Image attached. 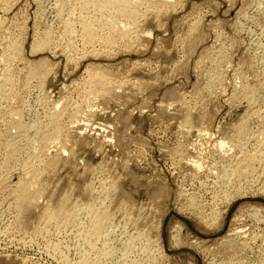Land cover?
I'll use <instances>...</instances> for the list:
<instances>
[{
    "label": "rangeland",
    "instance_id": "1",
    "mask_svg": "<svg viewBox=\"0 0 264 264\" xmlns=\"http://www.w3.org/2000/svg\"><path fill=\"white\" fill-rule=\"evenodd\" d=\"M60 1L0 0V264H80L86 253L101 264H264V0L144 2L135 22L110 14L118 18L111 28L125 33L105 28L116 36L107 49L83 46L76 0ZM93 11L86 14L95 18ZM67 18L77 24L69 26L73 34ZM42 37L50 43L39 44ZM94 71L112 89L104 98L88 85ZM53 112L62 140L42 158L39 186L29 188L36 203L21 211L13 185L30 178L17 166L27 154L4 168V138L20 135L18 144H30ZM15 122L29 127L25 139ZM240 122L252 134L246 141L237 137ZM223 168L231 179L220 178ZM62 201L109 214L106 263L96 252L101 243L90 250L78 236L88 209L78 210L76 227L43 221L42 212ZM175 226L179 248L169 238Z\"/></svg>",
    "mask_w": 264,
    "mask_h": 264
},
{
    "label": "bare ground",
    "instance_id": "2",
    "mask_svg": "<svg viewBox=\"0 0 264 264\" xmlns=\"http://www.w3.org/2000/svg\"><path fill=\"white\" fill-rule=\"evenodd\" d=\"M62 1V0H61ZM60 1V2H61ZM69 1V0H68ZM73 1H75V0H73ZM149 1V2H148ZM162 1H164V3H166L167 2V0H76V3L74 4V6H75V9H77V11L79 10V16H78V18H77V21H75L77 24H78V26H80V28L79 29H81L82 30V32H83V34H82V32H81V34H82V36L80 37V39L82 38V40L80 41V42H83V46H85L84 44H86V45H89V44H91V43H99V45L101 44V45H103L104 47L106 46H108V45H110L111 44V42H115L114 40V38H116V36L114 37V35L113 34H115V35H117V36H120L119 34H122L123 35V32L125 31V29L123 30V32H120L119 30H117L116 28H117V26H113V27H115V28H111V25L116 21L117 22V20L116 19H118V18H116L114 21L113 20H111V15L110 14H113V16H116V17H123L122 19H126V17L127 18H134V21L132 20V22H135V21H137L138 19V13L136 12V10L139 8V10H140V7L142 6V3H144V2H148V3H159V2H162ZM171 1V0H170ZM64 2V1H63ZM63 2H61V3H63ZM71 2V1H70ZM65 3V2H64ZM147 3V4H148ZM155 3V4H156ZM163 3V2H162ZM163 3V4H164ZM67 4H68V2H67ZM66 4V5H67ZM72 4V3H71ZM175 4V3H174ZM9 5V4H8ZM63 5H65V4H63ZM62 5V6H63ZM139 5H141L140 7H139ZM144 5H146V4H144ZM149 5H151V4H149ZM154 5V4H153ZM153 5H151L152 7H153ZM62 6H60V8L62 7ZM71 6H73V5H71ZM138 6V8L136 9V7ZM148 6V5H147ZM143 7V6H142ZM5 8V7H4ZM11 8V7H10ZM66 8V7H65ZM71 8V7H70ZM58 9V8H57ZM63 9V8H62ZM72 9V8H71ZM74 9V10H75ZM46 10V9H45ZM69 10V9H68ZM73 10V9H72ZM72 10H71V12H72ZM73 10V11H74ZM89 10H95V11H97V13L95 12V11H93V12H95V14H97V16H98V18L96 19V17L94 18L93 17V13H92V17H90L91 15H88V14H86V12L87 11H89ZM76 12V11H75ZM90 13V12H89ZM90 13V14H91ZM70 15L71 14H73V12L72 13H69ZM78 14V13H77ZM83 14H85V15H83ZM136 17V18H135ZM71 19H72V17H70ZM73 18H75V17H73ZM66 19V18H65ZM64 19V20H65ZM68 19V18H67ZM121 19V20H122ZM124 19V20H125ZM135 19H137V20H135ZM120 20V19H119ZM128 20V19H127ZM131 20H129V21H131ZM140 20V19H139ZM3 21V20H2ZM66 21V20H65ZM70 21L71 20H67V22L65 23V24H67L68 25V27L71 25V26H74L75 24H74V22H71L72 24H70ZM113 21V22H112ZM4 22V21H3ZM64 23V22H63ZM64 24V25H65ZM76 24V25H77ZM134 24V23H133ZM123 25H125V24H123ZM127 25V24H126ZM63 27V26H62ZM66 27V26H65ZM70 28V27H69ZM72 28L73 27H71L70 29H71V33H72ZM105 28H109L108 30L110 31V32H112L113 34L112 35H110L111 37L113 36V39L114 40H110V38L111 37H109V35H108V33H109V31L107 32V35L108 36H102L101 35V31L103 30V32L105 31L104 29ZM70 29L68 30V28H67V30L70 32ZM119 29V28H118ZM123 29V28H122ZM122 29H120V30H122ZM80 30V31H81ZM64 31V30H63ZM68 31H67V33H68ZM118 31L120 32V33H118ZM75 32V31H74ZM73 32V33H74ZM106 32H104V33H106ZM8 33V32H7ZM70 33V34H71ZM72 33V34H73ZM125 33V32H124ZM128 32H126V34H127ZM131 33V32H130ZM10 34V33H9ZM70 34H69V36H70ZM71 34V35H72ZM111 34V33H110ZM126 34H124V35H126ZM47 35H49L48 33H47ZM121 35V36H122ZM45 36V38H47L46 37V35H44ZM43 36V37H44ZM7 37V36H6ZM43 37H42V39H41V42L39 43V44H41V43H43V40L45 39H43ZM123 37V36H122ZM125 37V36H124ZM123 37V38H124ZM131 37V36H130ZM136 37V36H135ZM75 38V37H74ZM118 38V37H117ZM120 38V37H119ZM118 38V39H119ZM129 38V37H128ZM47 39H50L49 37L47 38ZM112 39V38H111ZM117 40V39H116ZM129 40V39H128ZM132 40V39H131ZM130 41V40H129ZM15 42V41H14ZM13 42V44L15 45V43ZM44 42H49V41H46V39H45V41ZM58 42V41H57ZM50 43V42H49ZM9 44H12L11 42H9ZM38 44V45H39ZM45 44V43H44ZM44 44H42V45H44ZM95 44V45H96ZM7 45V44H6ZM36 45H37V43H36ZM80 45H82V43L80 44ZM98 45V46H99ZM100 45V46H101ZM35 46V45H34ZM47 46V45H46ZM90 46V45H89ZM92 46V45H91ZM4 47H6V46H4ZM7 47H8V45H7ZM12 47H13V45H12ZM11 47V48H12ZM15 47V46H14ZM41 47V46H40ZM43 47H45V45L43 46ZM102 47V46H101ZM105 47V48H106ZM17 46H16V48H12L13 49V52L15 53L16 52V50H17ZM37 48V47H36ZM103 48V47H102ZM108 48V47H107ZM106 48V49H107ZM9 49V48H8ZM16 49V50H15ZM56 49V48H55ZM83 49V48H82ZM6 50V49H5ZM15 50V51H14ZM19 50V49H18ZM17 50V51H18ZM34 50V49H33ZM8 51V50H7ZM7 51L6 52H4L3 54H5L4 56L5 57H8L9 56V54H11V52L8 54V56H6L7 54ZM11 51V50H10ZM93 51V50H92ZM65 52V51H64ZM11 56H12V58H13V53L11 54ZM17 56H18V52H17ZM20 56V55H19ZM18 56V57H19ZM10 58V57H9ZM12 58H10V59H12ZM15 58H16V55H14V61H15ZM20 58V57H19ZM77 58V57H76ZM5 58L3 57V60H4ZM10 59H8V60H10ZM81 59V58H80ZM79 59V60H80ZM1 60H2V57H1ZM2 60V61H3ZM10 61H12V60H10ZM9 61V62H10ZM1 62V61H0ZM7 63L8 61L5 59V61H4V63ZM2 63V62H1ZM3 63V64H4ZM10 64V63H9ZM29 65V64H28ZM3 66V65H2ZM7 66V65H6ZM29 67V66H28ZM39 67V66H38ZM4 68H5V65H4ZM92 68H94V67H92ZM95 68H97V67H95ZM89 69V68H88ZM33 70H35L34 72H32V70L30 69V71L32 72H30V74L33 76H36V75H38L39 76V74H40V70H39V68H37V69H33ZM92 70V69H91ZM95 70V69H94ZM101 70V69H100ZM88 71V70H87ZM28 72V73H29ZM93 72V71H92ZM91 72V73H92ZM95 73H94V75H92L93 76V80L91 81V84H88L89 86L91 85V91H93L94 93H96L97 95H99L100 97H102V98H104L105 96V94L107 95L108 93H104V92H109L108 90L110 89H108V87H107V90H106V85L108 84L107 83V78H106V76L103 74V73H101V72H96V71H94ZM15 73V72H14ZM89 73V72H88ZM14 75V74H13ZM29 75V74H28ZM28 75H27V77H28ZM30 75V76H31ZM29 76V77H30ZM6 77V76H5ZM8 77H12V76H9V73H8ZM8 77L6 78V79H8ZM32 78V77H31ZM91 78V77H90ZM5 79V80H6ZM12 78H10L9 80L10 81H12L11 80ZM29 79V78H28ZM38 79V78H37ZM110 81V80H109ZM212 81H214V80H212ZM26 82H27V80H26ZM7 83V82H6ZM12 83H13V81H12ZM110 83V82H109ZM2 84H4V83H2ZM8 84H10V83H8ZM22 84V83H21ZM29 84V83H28ZM117 84V83H116ZM122 84V83H121ZM214 84V83H213ZM212 84V85H213ZM13 85V84H12ZM17 85V84H16ZM6 86V85H5ZM10 86V85H9ZM108 86V85H107ZM8 87V86H7ZM29 87V86H28ZM83 87V86H82ZM243 87V86H242ZM28 89V88H27ZM215 89V88H214ZM24 90V89H23ZM106 90V91H105ZM110 90H112V89H110ZM8 91V90H7ZM10 91H11V89H10ZM84 91H85V89H84ZM99 91V92H98ZM114 91V90H113ZM117 91V90H116ZM17 92V91H16ZM90 92V91H89ZM92 92V93H93ZM246 92H247V99H248V101H252L253 99H252V97H251V95H252V92L250 91V93H249V91L246 89ZM246 92L244 93V94H246ZM9 93V92H8ZM91 93V92H90ZM111 93V91L109 92V94ZM96 94H94V96L96 95ZM108 94V95H109ZM243 94V95H244ZM96 95V96H97ZM6 96L7 95H5V100H7L6 99ZM91 96L92 95H90V98H91ZM254 96V95H253ZM108 97V96H107ZM0 98H1V96H0ZM18 98V97H17ZM97 98V97H96ZM111 98V97H110ZM245 98V99H246ZM256 98V97H255ZM22 99V98H21ZM106 99V98H105ZM113 99V98H112ZM252 99V100H251ZM1 100V99H0ZM9 100V99H8ZM86 100V99H85ZM91 100V99H90ZM73 101V100H72ZM97 101V100H96ZM183 101V100H182ZM190 101V100H189ZM254 101V100H253ZM84 102V101H83ZM24 104V103H23ZM100 104V103H99ZM79 105V104H78ZM88 105V104H87ZM188 105V104H187ZM65 106V105H64ZM184 106V105H183ZM79 107V106H78ZM56 108V107H55ZM61 108V107H60ZM8 109V108H7ZM12 109V108H11ZM18 109V108H17ZM58 109V108H57ZM68 109H70V108H68ZM86 109V108H85ZM63 110V109H62ZM82 109H80V111H81ZM84 110V109H83ZM264 110V109H263ZM20 111V110H19ZM64 111V110H63ZM88 111V110H87ZM9 112V111H8ZM12 112H13V110H12ZM15 112V111H14ZM58 112H60V111H58ZM57 112V113H58ZM53 113H55L56 114V116H50V121H49V123L47 124V126L46 125H44V128H46L45 129V131H43V132H41L40 130H39V132L40 133H38V135L36 134L35 135V137L37 136V138L36 139H32V141L33 140H35L33 143H32V141L30 142V144H27V143H29V142H27L25 145L23 144V145H20V143L18 144L16 141H19V136L17 137L16 135H18V134H16L15 136L14 135H12V139H13V137H14V139H16V137H17V140H15V141H12V140H7V139H5L4 137H2V138H4V140H5V142H4V146H2V148H5L4 149V158H2V159H4V164H2L1 163V165L2 166H4V168H10V167H15L18 163H17V160L19 159H17V160H15V156L17 155V153L18 154H20L21 152L22 153H24V156H25V153L27 154V157H25L26 159L23 161L22 159H23V155L21 156L22 157V161H21V163H20V165L18 164L17 166H20L21 167V171H22V168L23 169H25V170H27L28 172L26 173L28 176L27 177H30L29 179H26V180H19L18 179V181L16 182L15 181V184L13 185L14 186V188H15V201H16V203H17V206H19V209L21 210V211H24V209H26L28 206H32L33 207V204H35L36 203V200L37 199H35V197H34V199L33 200H31L32 199V196H30L29 195V190L31 189V188H35V187H38L39 185H38V183H39V181H38V179H39V176H41V175H43L42 174V168L44 167V166H42V164H43V162H44V160L42 161V158L44 157V156H46L47 154H49V151H50V149L52 148V146H54L55 144H56V142H58L59 140H62V138H61V129L59 128V126H58V121H59V118L61 119V116L59 115V114H57L56 112H53ZM62 112H60V114H61ZM66 113V112H65ZM81 113V112H80ZM18 114H20L19 112H18ZM76 114V113H75ZM74 114V115H75ZM2 115V114H1ZM8 115V114H7ZM50 115H52L51 113H50ZM60 117H59V116ZM61 115H63V113L61 114ZM82 115H84V114H82ZM81 115V116H82ZM92 115H93V113H92ZM13 116V115H12ZM46 116V115H45ZM70 116V115H69ZM77 117L79 116V115H76ZM6 117V116H5ZM16 117V116H15ZM59 117V118H58ZM86 117V116H85ZM247 117V116H246ZM14 118V117H13ZM257 118V117H256ZM12 119V118H11ZM80 119V118H79ZM78 119V120H79ZM15 120V119H14ZM18 120V119H17ZM75 120V119H74ZM77 120V121H78ZM188 119H185L184 121H185V123H188L189 121H187ZM9 121V120H8ZM38 121V120H37ZM48 121V120H47ZM13 122V121H12ZM81 122V121H80ZM3 123V122H2ZM14 123V122H13ZM18 123V122H17ZM184 123V122H183ZM241 123V122H240ZM261 123V122H260ZM5 124V123H4ZM77 124V123H76ZM254 124V123H253ZM262 124H264V119H263V123ZM12 125V124H11ZM15 125H16V122H15ZM59 125H60V123H59ZM70 125V124H69ZM68 125V126H69ZM74 125H75V123H74ZM74 125H70L72 128H73V130L72 131H74L76 134H78V132H79V130H81L79 127H77V126H74ZM78 125H80V124H78ZM247 125L248 124H244V122H243V124L241 123V124H239L238 125V127H237V133L239 134V135H237V137L239 138H241V139H243L244 137H245V141H246V137L250 134L249 132L250 131H248L249 129L247 128ZM13 126V125H12ZM32 127V126H31ZM70 127V128H71ZM188 127H190V126H188ZM264 127V126H263ZM33 128V127H32ZM66 128H68V127H66ZM260 128H262V127H260ZM13 129H14V126H13ZM15 129H17V131L16 132H20L21 133V135H23V139H25L24 137L26 136V134L24 133V132H26L27 130L26 129H29V127H26V129L24 128V127H22V125L20 126L19 124H17L16 125V127H15ZM69 129V128H68ZM19 130V131H18ZM30 130V129H29ZM63 130V129H62ZM10 131V130H9ZM71 131V130H70ZM188 131H189V129H188ZM6 132V131H5ZM11 132V131H10ZM29 132V131H28ZM63 132H65V131H63ZM263 132H264V130H263ZM12 133V132H11ZM69 133V132H68ZM67 133V134H68ZM71 133V132H70ZM3 134H5V133H3ZM6 134H8V137H10V135H9V133L7 132ZM5 134V135H6ZM24 134H25V136H24ZM66 134V135H67ZM259 134L261 135V133L259 132ZM264 134V133H263ZM69 135V137H70V134H68ZM252 135V134H251ZM251 135H249L248 137H250ZM4 136V135H3ZM7 136V135H6ZM65 136V135H64ZM71 136H73V134H71ZM77 136V135H76ZM27 137V136H26ZM29 137V136H28ZM74 137V136H73ZM236 137V136H235ZM236 137V138H237ZM262 137V136H261ZM264 137V136H263ZM65 138V137H64ZM63 138V139H64ZM77 138V137H76ZM259 138V137H258ZM8 139H11V138H8ZM13 139V140H14ZM22 138H21V140H23ZM28 139V138H27ZM68 139V138H67ZM241 139L240 140H237V141H241ZM253 139H254V137H253ZM255 139L257 140V137H255ZM260 139V138H259ZM264 139V138H263ZM7 140V141H6ZM20 140V141H21ZM65 141H66V139H64ZM69 140H70V138H69ZM67 141V142H71V141ZM74 140V139H73ZM255 140V141H256ZM1 141V140H0ZM24 141V140H23ZM23 141H22V143H23ZM27 141H29V140H27ZM249 141V140H248ZM13 142H15V143H13ZM25 142H26V140H25ZM24 142V143H25ZM61 142V141H60ZM74 142V141H73ZM241 143V142H240ZM239 143V144H240ZM243 143H244V141H243ZM243 143H242V145H239L238 143H237V145H239V146H241V148H240V152H242L241 151V149H242V147H243ZM258 143V142H257ZM264 144L263 143V141H261L260 140V144ZM3 144V143H2ZM1 144V145H2ZM64 144V143H63ZM259 144V143H258ZM257 144V145H258ZM259 144V145H260ZM0 145V146H1ZM66 145H67V143H66ZM57 146V145H56ZM68 146V145H67ZM261 146V145H260ZM258 147V146H257ZM256 147V148H257ZM1 148V147H0ZM58 148H59V146H58ZM259 148V147H258ZM57 149V148H56ZM69 149V148H68ZM71 149V148H70ZM262 148H260V153H259V157H262V158H264V153H262V150H261ZM61 150H63V152L65 153V151L64 150H67V148H66V146H63L62 148H61ZM243 150V149H242ZM264 150V149H263ZM0 151H1V149H0ZM54 151V150H53ZM68 151V150H67ZM58 152V151H57ZM66 154V153H65ZM230 154V153H229ZM247 154V153H246ZM249 154V153H248ZM260 154H262V156L260 155ZM54 155V154H53ZM56 155H58L57 153H56ZM67 155V154H66ZM19 156V155H18ZM17 156V157H18ZM227 157V156H226ZM231 157H233V156H231ZM46 158V157H45ZM44 158V159H45ZM70 158V157H69ZM228 158V157H227ZM226 158V159H227ZM262 158H261V161H263L262 160ZM230 159V158H229ZM232 159V158H231ZM230 159V160H231ZM255 159V158H254ZM258 159H260V158H258ZM51 160V159H50ZM49 160V161H50ZM3 161V160H2ZM20 161V160H19ZM48 161V160H47ZM54 161V160H53ZM264 162V161H263ZM237 163V162H236ZM261 163V162H260ZM48 164V163H47ZM55 164V163H54ZM73 164V163H72ZM264 164V163H263ZM44 165V164H43ZM231 165V164H230ZM249 165V164H248ZM251 165V164H250ZM51 165L49 164L48 165V167H50ZM228 166V165H227ZM233 166H234V164H233ZM232 165H231V167L229 168V166L227 167L228 169H230L229 171H231V168L233 167ZM239 166V165H238ZM19 167V168H20ZM234 167H236V166H234ZM250 167V166H249ZM45 168H46V166H45ZM44 168V169H45ZM51 168V167H50ZM225 168V167H224ZM224 168L222 169V171L221 172H223L224 171ZM247 168V167H246ZM0 169H1V166H0ZM2 169H3V167H2ZM12 169V168H11ZM15 169V168H14ZM4 170V169H3ZM7 170V169H6ZM8 170H10V169H8ZM25 170H24V172H25ZM234 170V169H233ZM2 171V170H1ZM0 171V172H1ZM228 171V172H229ZM7 172V171H6ZM44 172V171H43ZM221 172H218V173H220L222 176H220V178H225V177H230V179H231V175L230 176H227V174L229 175V173L231 174L232 172H225L224 171V173L222 174ZM235 172V171H234ZM233 172V173H234ZM4 173V172H3ZM40 173H41V175H40ZM6 174V173H5ZM25 174V175H26ZM236 173H234V175H235ZM239 174V173H238ZM1 175H3V174H1L0 173V176ZM99 175V174H98ZM97 175V176H98ZM233 176V175H232ZM236 176V175H235ZM240 176V175H239ZM25 177V176H24ZM23 177V178H24ZM1 178V177H0ZM3 178H4V176H3ZM26 178V177H25ZM233 178V177H232ZM237 178V177H236ZM5 179V178H4ZM3 179V180H4ZM218 179H219V176H218ZM229 179V178H228ZM7 180V179H6ZM221 180V179H220ZM224 180V179H223ZM230 181H232V180H229V182ZM1 182V181H0ZM12 182V181H11ZM10 182V183H11ZM228 182V183H229ZM14 183V182H13ZM94 183V182H93ZM2 184V183H1ZM5 184V183H4ZM7 185L9 184V183H6ZM58 184V183H57ZM227 184V183H226ZM101 185V184H100ZM2 186H3V184H2ZM47 186V185H46ZM7 187V186H6ZM91 187V186H90ZM30 188V189H29ZM41 188V187H40ZM107 188V187H106ZM111 188V187H110ZM92 189V188H91ZM33 192V191H32ZM41 192H42V190H41ZM105 191H104V188H103V190H102V188H101V190H100V194L102 195H104L105 193H104ZM110 192V191H109ZM40 193V192H39ZM64 193V192H63ZM68 193V192H67ZM34 194V193H33ZM35 194H37V193H35ZM12 195V194H11ZM43 195V194H42ZM108 195V194H107ZM35 196V195H34ZM106 196V195H105ZM30 197H31V199H30ZM37 197V196H36ZM41 197V196H40ZM108 197V196H107ZM76 198V197H75ZM103 198H105V197H103ZM39 199V198H38ZM41 199V198H40ZM100 200V199H99ZM98 200V201H99ZM40 201V200H39ZM98 201H95V202H98ZM106 201V200H105ZM33 202H35V203H33ZM15 203V204H16ZM33 203V204H32ZM49 203V202H48ZM112 203V202H111ZM14 204V205H15ZM29 204H32V205H29ZM38 204V203H37ZM80 204V203H79ZM110 204V203H109ZM99 205H100V203H99ZM101 206H102V204H101ZM11 207V206H10ZM88 207V206H87ZM87 207H84L85 208V210H87L88 208ZM31 208V207H30ZM80 208H83V207H81V206H67L66 205V202L65 201H62V202H60L59 204H58V206H57V211H55V212H52V213H44V212H42L43 214V221L46 223V222H53V224H55V225H57V226H63V227H65V226H70V225H74L75 227L76 226H79V225H77V222H78V214L79 213H77V212H80V211H78V210H80ZM83 208V209H84ZM106 208V207H105ZM17 209V208H16ZM18 209V210H19ZM37 209V208H36ZM83 209H81V211L83 210ZM118 209V208H117ZM84 211V210H83ZM109 211V210H108ZM48 212H50L49 210H48ZM19 213V212H18ZM86 214H87V218H88V220L87 221H89L88 223H89V225H88V227H78V232H79V235L78 236H80L81 238H82V240L84 241L83 242V244L84 243H86L87 244V246H88V249H90V250H95L96 251V245H97V243L99 242V243H101L100 245V249H101V251L99 252V251H96V252H98V253H100V256H101V258H103V260H104V262L106 261L107 262V260H108V258L107 257H111V254H110V251H109V244H108V239H107V237L109 236V234H111V233H113V229H114V227L112 226V224L110 225L109 224V214L105 211V209L103 210V208L101 209V207H99V208H96V209H92V207L91 208H89L88 209V212L86 211L85 212ZM18 216V215H17ZM20 220V219H19ZM114 220V219H113ZM111 222H112V220H111ZM30 224V223H29ZM28 224V225H29ZM50 224H52V223H50ZM84 225V224H83ZM117 226V225H116ZM175 228H177L176 226H175ZM60 229V228H59ZM118 230V229H117ZM38 231V230H37ZM43 231V230H42ZM174 231V230H173ZM59 232V231H58ZM180 232H181V230H180V227L179 228H177L174 232H173V234L169 237L170 238V243H171V247L172 248H179L180 247ZM146 233V232H145ZM33 234V233H32ZM60 234V233H59ZM148 235V234H147ZM24 236V235H23ZM59 236V235H58ZM80 237H78L79 239H80ZM133 237V236H132ZM143 237V236H142ZM77 238V237H76ZM144 238V237H143ZM119 239V238H118ZM127 239V238H126ZM147 239V238H146ZM149 239V238H148ZM13 240V239H12ZM20 241V240H19ZM31 241V240H30ZM73 241V240H72ZM148 241V240H147ZM45 242V241H44ZM130 242V241H129ZM19 243V242H18ZM74 243V242H73ZM49 244V243H48ZM85 244V245H86ZM183 244V243H182ZM186 244V243H185ZM28 246V245H27ZM58 246V245H57ZM81 246V245H80ZM182 246V245H181ZM78 247V246H77ZM99 247V246H98ZM127 247V246H126ZM135 247V246H134ZM128 248V247H127ZM68 249V248H67ZM131 249V248H130ZM155 249H156V247H155ZM98 250V249H97ZM55 251V250H54ZM80 251V250H79ZM84 252V251H83ZM55 254V253H54ZM112 254H113V252H112ZM153 254V253H152ZM86 255H87V253H86ZM85 255V256H86ZM98 255V254H97ZM83 257L82 259H81V262H80V264H101V263H95V262H93V260L89 257V255H87L86 257ZM151 256V255H150ZM124 257V256H123ZM90 258V259H89ZM93 258V257H92ZM150 258V257H149ZM95 259V258H94ZM106 259V260H105ZM111 259V258H110ZM109 259V260H110ZM100 261H101V259H99ZM98 260V261H99ZM112 260V259H111ZM157 260V259H156ZM125 261V260H124ZM97 262V261H96ZM103 262V263H104ZM105 262V263H106ZM109 262V261H108ZM112 262V261H111ZM109 263V264H112V263ZM131 262H133V261H131ZM130 263V262H129ZM121 264H123V263H121Z\"/></svg>",
    "mask_w": 264,
    "mask_h": 264
}]
</instances>
